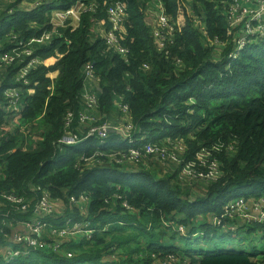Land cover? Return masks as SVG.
Listing matches in <instances>:
<instances>
[{
	"label": "trees",
	"instance_id": "16d2710c",
	"mask_svg": "<svg viewBox=\"0 0 264 264\" xmlns=\"http://www.w3.org/2000/svg\"><path fill=\"white\" fill-rule=\"evenodd\" d=\"M5 1L0 248L24 247L10 241L19 222L55 225L41 229L34 237L41 247L13 264H264L255 250L177 246L264 234L257 223L234 232L211 222L227 200L264 195V38L237 49L242 33L228 13L232 0ZM77 6L75 26L71 18L51 16ZM17 43L18 60L4 62ZM18 121L41 140L19 133ZM128 126L138 144L166 146L167 156L179 142L182 152L175 161L142 151L135 161L111 151L120 149L111 146L118 137L111 131ZM101 127L109 137L102 151L91 148L101 139L96 134L75 147L57 145L64 136L81 138ZM212 162L216 176L198 177ZM189 169L193 176L184 173ZM45 194L51 206L64 201L63 216L35 217ZM82 195L87 200L80 202ZM10 197L32 202L22 211ZM82 222L92 234L57 246L63 227ZM221 222L237 225L236 219Z\"/></svg>",
	"mask_w": 264,
	"mask_h": 264
},
{
	"label": "built area",
	"instance_id": "2783aa9c",
	"mask_svg": "<svg viewBox=\"0 0 264 264\" xmlns=\"http://www.w3.org/2000/svg\"><path fill=\"white\" fill-rule=\"evenodd\" d=\"M232 4L229 8V15L231 18V21L233 22L234 25H240L239 29L242 33L241 37L239 38L240 40H238L237 42V49L241 50L244 49L245 46L252 42L253 40L256 39V41L264 38V0H232ZM80 9V6L74 7L66 12H62V11H57L54 15L53 18H60L58 20H60V22H64L66 19H68V16H75V14L79 15L78 11ZM77 17H75V20L77 21ZM162 24H164V20L161 19ZM41 40H39L38 42H40ZM113 42V39L110 38L109 39V44L111 45ZM256 43V42H255ZM24 48V47H22ZM120 53H125L121 50H117ZM12 52V56L8 55V54H3L2 56V60L4 62H11V61H17L18 60V43L15 44V46L11 49ZM27 54V56H31L32 52H25ZM33 63H29L28 66H31ZM91 101V100H89ZM93 101V100H92ZM92 106L94 103L90 102ZM124 109V108H123ZM18 119V117H17ZM86 118L83 117V120H85ZM128 129L132 131V126H128ZM115 130H117L115 128ZM107 131L108 128L106 127H101V128H92L89 129L87 133L91 132L90 134H86L85 136L78 138L75 136H64L59 140V144H63V145H74L84 139L87 138H92L95 134L98 137H102V138H106L107 136ZM123 139H126V141L128 142V144H132L135 142L134 139V135L130 134H123L122 136ZM168 144L171 145L173 144L172 142H170V140H167ZM164 148H166V146H161V147H157L156 144H152V143H148L146 145L141 146L140 148H136V149H130L128 152L129 154V159L138 161L139 157H140V153L143 151L146 155H154L155 153L160 154L163 158L162 159H166L165 157H167L168 159L171 160H175L176 161V157L182 152V148L179 144V142H176L175 147L173 148V151L171 154L169 155H165V150ZM207 155V154H204ZM197 158H199L201 160L202 156L201 155H197ZM204 164V163H203ZM203 168V167H202ZM193 170L194 169H189L184 171V173L188 176H193ZM208 174H198V177L200 178H213L216 176L217 173V165L212 162L210 163V165L208 166ZM45 199L48 200L47 194L43 195L41 201H40V205H42L44 208L47 207V204L45 202ZM87 198H84L83 196L80 198V202L86 201ZM250 203H249V202ZM49 205H50V201L48 200ZM23 202L20 203H16L17 206L22 205ZM86 204V203H85ZM50 207H52L50 205ZM25 209L24 206H22L21 210L23 211ZM41 212L43 213V215H48L50 212H48V208L45 209L44 211L41 210ZM259 212L261 214V219L257 220L255 218V213ZM38 215L36 214L35 217H37ZM225 218H229V219H236L237 220V225H225V222H223L222 225V220H224ZM212 224L215 226H218L220 228H223L224 230L227 231H234L236 232L240 226H246V225H250L251 223H257L260 226H264V197L258 199V200H253L250 201L248 199L245 198H239V199H235V200H231L228 203H226V205L223 208V213L221 214V216L219 217H215L212 219ZM70 223V222H69ZM45 227H50L48 224H46L45 222L41 221H37L36 219H30L28 222H19L18 225L13 228V231L17 228H21L22 230H24V233H14L12 236V240L21 245L24 244V247L18 248V249H8V250H3L0 251V255L3 256V261H6V263H8L9 261L13 260L16 257L19 256H27L29 254V252L31 250H35L39 247H41V244L38 243V240L35 239L34 237L38 238L41 234V229L45 228ZM85 227H88V223H83L81 225H73L70 228V231L68 233V235L72 238H77L78 236H89L90 234L93 233L92 230H85ZM180 231H182V228H179ZM60 235V232L58 234ZM63 237V236H61ZM28 240V243H26V241ZM57 247V246H56ZM69 257V256H68Z\"/></svg>",
	"mask_w": 264,
	"mask_h": 264
},
{
	"label": "rangeland",
	"instance_id": "374dc122",
	"mask_svg": "<svg viewBox=\"0 0 264 264\" xmlns=\"http://www.w3.org/2000/svg\"><path fill=\"white\" fill-rule=\"evenodd\" d=\"M6 1L9 2L10 0H6ZM13 1H15V0H13ZM56 12H57V10H55L53 14H55ZM75 17H77L76 14H75V16H70V15L68 16V18H71L73 20V22H72V25L73 26H75V23L77 22L75 20ZM58 19H60V18H58ZM86 98L88 100H91L89 97H86ZM18 120H19V118H18ZM18 126H19L18 127V130H19L18 132L21 133V134H25L29 140L36 141V142L39 141V140H41L34 133V131L32 130V128L29 125L21 126V125H19V121H18ZM81 129L82 130H85L86 127L85 126H82ZM90 133L91 132H89L87 134H90ZM111 133H115L118 136H122L123 134H130V136H131V130H129L128 127L125 128V129L122 128V129L115 130V131L113 130V131H111ZM107 139L105 141H98L97 144H101L103 142H106ZM58 142H59V140H58ZM97 144H91V147L94 148ZM164 150H166V148H164ZM168 150H169V148H168ZM170 151H173V149H170ZM199 155H201V153ZM118 164H120V162H118ZM90 165H93V163H91V164H89L87 166H90ZM176 166L177 165L174 164V167H176ZM174 167H172V169H174ZM206 168H208V167H206ZM162 174H164V171L163 170H161L158 175H162ZM10 200L13 203H20V202L24 201L23 198H15V197H13V198L10 197ZM31 202L32 201L23 202L22 205H19L20 206V209L22 208V206H24L25 208L27 206H30ZM45 202L47 204V207H45V208L42 205H40V202H37V207H36V210H35V214H37V215L43 214L41 212V210L44 211L45 209L48 208V212H51L55 216H59V217L60 216H63L64 210H65L66 206H65L64 201L62 199H59L58 202H57V204H55V206H52V207H50L49 202H48L47 199H45ZM67 209H68V205H67ZM130 214H133L134 215V214H136V211L135 212H131ZM42 218H44V216H42ZM255 218L257 220H260L261 219V214L259 212H256L255 213ZM66 222L69 223L70 221L69 220H66ZM83 223H86V222H82L81 224H83ZM81 224H79V225H81ZM48 225L51 228H54L55 227V225L53 223H51V222L48 223ZM130 225H134V224H130ZM262 230H264V228ZM69 231H70V227L68 225L65 226V227H63V229L60 231V235L63 236L64 239L60 243H56L57 246H59V244H62V243H71V242L72 243H75L77 241L76 237L75 238H72V237H70L68 235ZM258 233H260V231L255 232L251 236H246L245 235L243 238L241 236H236V237H234L232 239H229V235H226L223 239H218L219 238L218 237L215 241H213V239L210 240L209 238H206V239H200L199 238V239H196L197 242H198V244L196 246L193 245L194 247H192V248L185 247L183 243H180V245H177V246H181V248H184V250H194V249H196V251H199V250L203 249L202 251L204 253H209V252L218 253V252H222V251H225L227 249V247L228 248H232V250L235 251L236 253L246 252V250H251V251H254L255 250L258 253V255L261 256V255L264 254V234L261 235V237H259ZM178 234L181 235V234H184V232L178 233ZM53 236H54V238H53L52 241L57 242L55 240V235H53ZM83 236H86V235H83ZM217 236H219V233H217ZM253 236H255V237H253ZM167 237H169V236L167 235ZM195 238H197V236ZM26 243H28V240L26 241ZM162 245H165V244L164 243H161L160 246H162ZM48 248H52L54 251H56V248H53V247H48Z\"/></svg>",
	"mask_w": 264,
	"mask_h": 264
},
{
	"label": "clouds",
	"instance_id": "9594fccd",
	"mask_svg": "<svg viewBox=\"0 0 264 264\" xmlns=\"http://www.w3.org/2000/svg\"><path fill=\"white\" fill-rule=\"evenodd\" d=\"M35 5H37V3L35 4ZM54 12H52L51 13V16L53 17V14ZM101 139H100V141H105L107 138H109L108 136H106V138H102V137H100ZM88 139V138H87ZM87 139H84V140H82V141H80V142H78V143H76V144H74V145H69L70 147H75V146H77V145H79L81 142H83V141H86ZM135 139V138H134ZM139 141H141L142 143H140V144H138V142H137V139H135V142L134 143H132V144H128V142L126 141V139H123L122 137H116V139L113 141V144H111V146H113V147H116V148H120V149H112L111 151H113V152H117V151H120V152H128L130 149H136V148H140L141 146H143V145H146V144H148V143H151V141H148V142H144V140H142V139H139ZM122 142H127V144L129 145V147L127 148V147H124V146H122ZM57 145L58 146H62V147H64V146H67V145H63V144H59V143H57ZM110 146V145H109ZM104 147H106V143L105 142H103V143H101V144H99L98 146H95L94 148L93 147H91L92 149H97V150H100V151H102L101 149H104ZM262 197H264V195L262 196ZM262 197H260V198H262ZM241 198H244V197H241ZM260 198H257V199H254V198H251V197H249V198H245V199H254V200H258V199H260ZM239 199V198H238ZM231 200H235V198H233V199H229V200H227L228 202L229 201H231ZM228 202H226V203H228ZM224 208V207H223ZM172 225V224H171ZM215 226V225H214ZM215 227H218V226H215ZM179 228H182L181 226H178L177 227V231L179 232V233H182L183 232V228H182V231H180L179 230ZM183 235V234H182ZM11 239V238H10ZM12 242L13 243H15L13 240H12ZM17 244V243H16ZM10 249V248H9ZM21 249H22V247H21ZM38 249V248H37ZM0 257L1 258H3V256L2 255H0ZM4 260V259H3ZM13 261L14 260H11V261H9L8 263H6V261H3V262H1V264H13Z\"/></svg>",
	"mask_w": 264,
	"mask_h": 264
},
{
	"label": "crops",
	"instance_id": "0c3cea01",
	"mask_svg": "<svg viewBox=\"0 0 264 264\" xmlns=\"http://www.w3.org/2000/svg\"><path fill=\"white\" fill-rule=\"evenodd\" d=\"M21 4H23V3H21ZM250 201H253L254 199H249ZM240 227H245V226H240ZM16 232H18V233H24L25 231L24 230H22L21 228H17V229H15L14 231H13V233H12V236H13V234L14 233H16ZM258 235H259V237H261V234L260 233H258ZM12 236H10V238H12ZM10 241L12 242V239H10ZM19 245V244H18ZM3 250H5V248L4 247H1L0 248V251H2L3 252ZM3 262V261H2Z\"/></svg>",
	"mask_w": 264,
	"mask_h": 264
}]
</instances>
